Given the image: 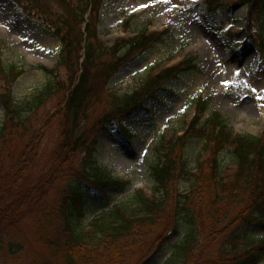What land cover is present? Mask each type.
<instances>
[{"label":"trees","instance_id":"obj_1","mask_svg":"<svg viewBox=\"0 0 264 264\" xmlns=\"http://www.w3.org/2000/svg\"><path fill=\"white\" fill-rule=\"evenodd\" d=\"M77 1L69 5L62 25L52 31L45 29L62 43L59 66L71 71L65 83L57 80L56 68L41 67L52 78L37 100L42 102L63 91L48 121L57 125L58 139L48 167L32 183L25 180L34 157H38L37 144L24 145L15 152L8 150L5 157L10 161L0 168V242H5L2 237L12 231H19L24 217L34 210L41 232L37 235L60 264H127L141 246L138 264H152L168 248L176 259L173 262L168 258L163 264H243L264 258V237H250L255 225L264 226V133H236L219 111L208 113L207 97L197 99L194 116L182 134L163 139L157 147L158 160L151 166V176L154 192L162 193V197L137 190L126 202H115L111 191H123L131 182L114 177L96 161L99 132L107 129L108 122H114L117 133L131 142L135 135L122 124L123 116L145 108L148 100L154 102L167 89L169 81L195 70L196 57L186 56L178 63L158 67L131 93L114 96L112 109L103 112L91 126L98 127L93 133L84 125L96 112L100 97L107 93L111 78L134 56L165 41L169 30L152 32L145 27L136 36L121 37L107 47L98 35L103 0ZM257 1L246 0L251 4L250 13ZM206 4L212 11H227L221 0H207ZM247 22L250 36L256 37L250 15ZM259 37L258 47L264 49ZM22 73L16 64L0 63V101L5 111L0 150L13 144L15 131L29 121V115L24 114L27 109L12 93ZM196 137L212 148L207 155L201 152L194 171L185 153ZM225 150L234 161L233 172H227L220 160ZM185 180L193 183L189 192L179 188ZM62 181L65 185L60 186ZM167 199L171 200L168 206ZM232 203L236 204L234 214ZM88 213L92 218L85 224ZM232 227V235L225 236ZM180 230L185 235L176 240L181 241L171 243ZM223 236L226 243L220 245L218 253L206 254L208 246Z\"/></svg>","mask_w":264,"mask_h":264},{"label":"rangeland","instance_id":"obj_2","mask_svg":"<svg viewBox=\"0 0 264 264\" xmlns=\"http://www.w3.org/2000/svg\"><path fill=\"white\" fill-rule=\"evenodd\" d=\"M205 2H102L98 13V32L105 46L111 47L120 37L135 36L145 27L158 31L169 29V37L134 56L111 78L107 93L97 100L96 112L90 114L89 121L84 125L86 129L96 132L98 127L91 126L103 112L112 109L116 102L114 96L124 97L140 87L152 70L186 56L196 57L197 64L195 70L169 81L167 89L154 102L148 100L145 108L123 116L122 124L135 135L131 142L117 133L114 122H108L107 129L99 132L96 161L111 171L114 177L131 182L123 191H111L115 202H126L137 190H143L148 195L156 194L151 166L158 160L157 147L163 139L182 134L193 118L195 103L200 97L209 98L208 113L219 111L236 133L256 136L264 133V49L258 47L259 36L264 44V0H258L251 13V4L246 0H221L227 8L225 13L219 9L212 11ZM77 3V0H0V63L4 66L16 64L23 70L13 84L12 93L22 108L28 110L24 114L29 115L25 127L15 131L13 144L2 146L0 168L9 163L6 155L11 149L15 152L24 145L37 144L35 153L38 157H34L26 183L34 182L48 167L59 134L57 125L48 121L63 97V91H56L42 102L37 100L52 78L41 67L56 68L59 74L57 80L65 83L69 82L71 75L67 66H59L62 43L45 29L52 31L62 25V19L68 16L69 5ZM142 4L149 7L141 8ZM249 15L256 37H251L249 33ZM192 29L199 32V37L191 33ZM1 85L2 81L0 90ZM4 119L5 111L0 101V126ZM211 148L212 145L203 139H191L185 156L194 171L201 152L206 151L207 155ZM228 154L227 150L221 152L220 160L227 172H233L234 161ZM63 185L65 182H60V186ZM192 186V181L186 180L179 184L183 192H189ZM55 190L51 191V196ZM156 196L162 197V193ZM169 202L171 200L167 199V206ZM235 205L231 204L233 214L237 211L233 208ZM91 218V213H88L84 223H89ZM37 219L38 213L33 210L24 217L19 231L2 237L5 242H0V264H60L59 259L52 256L39 239L37 234L41 232L37 229ZM233 228L225 236H231ZM184 235L185 232L180 230L171 243L180 242L176 239ZM225 236L209 245L206 254L216 255L220 245L226 243ZM250 237L252 240L264 237V226L255 225ZM242 241L239 239L240 243ZM141 250L142 246L127 264H138ZM171 253V248L166 249L152 264H163L168 258L175 262L176 258ZM262 263L264 258L258 257L243 264Z\"/></svg>","mask_w":264,"mask_h":264},{"label":"snow or ice","instance_id":"obj_3","mask_svg":"<svg viewBox=\"0 0 264 264\" xmlns=\"http://www.w3.org/2000/svg\"><path fill=\"white\" fill-rule=\"evenodd\" d=\"M162 2L167 3L168 0H162ZM140 7L141 8H146V7H149V5L148 4H142ZM225 83H227V82H225ZM182 111H183V109H182Z\"/></svg>","mask_w":264,"mask_h":264},{"label":"bare ground","instance_id":"obj_4","mask_svg":"<svg viewBox=\"0 0 264 264\" xmlns=\"http://www.w3.org/2000/svg\"><path fill=\"white\" fill-rule=\"evenodd\" d=\"M195 37L198 36L199 37V32L196 30V29H192V32H191Z\"/></svg>","mask_w":264,"mask_h":264}]
</instances>
